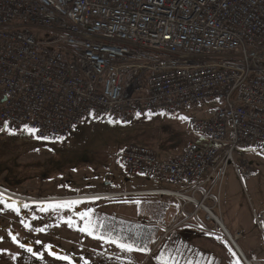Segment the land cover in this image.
<instances>
[{
	"label": "built area",
	"instance_id": "built-area-1",
	"mask_svg": "<svg viewBox=\"0 0 264 264\" xmlns=\"http://www.w3.org/2000/svg\"><path fill=\"white\" fill-rule=\"evenodd\" d=\"M208 103L187 122L199 141L173 156L130 144L117 161L210 219L232 154L264 152V0H0V136L56 144L84 122Z\"/></svg>",
	"mask_w": 264,
	"mask_h": 264
},
{
	"label": "rangeland",
	"instance_id": "rangeland-1",
	"mask_svg": "<svg viewBox=\"0 0 264 264\" xmlns=\"http://www.w3.org/2000/svg\"><path fill=\"white\" fill-rule=\"evenodd\" d=\"M214 107L136 118L128 126L84 122L56 144L27 133L0 137V264H240L210 233L215 223L206 212L158 193L178 192L172 186L127 178L117 161L130 144L161 156L180 153L200 140L187 130L189 118ZM211 195L204 205L225 228L230 218L264 252V230L255 223L264 210V152L236 150Z\"/></svg>",
	"mask_w": 264,
	"mask_h": 264
},
{
	"label": "crops",
	"instance_id": "crops-1",
	"mask_svg": "<svg viewBox=\"0 0 264 264\" xmlns=\"http://www.w3.org/2000/svg\"><path fill=\"white\" fill-rule=\"evenodd\" d=\"M0 137H5V135H2ZM230 221H231L230 218L227 219L228 226H229L228 230L225 228V226L223 225V223L221 221L220 227L217 226L216 224L213 227H211L213 230L208 227L211 230L210 233H213V237L219 238L220 240L227 243V245H229L231 254L235 257V259H237L240 262V264H246V262L249 264H251L253 262H260V263L264 262V252L262 251L260 245H258V244L252 245L249 242V240L252 238V236L247 237V238H243V234L241 235V233L237 230V226L233 225L232 223L230 225ZM215 230L217 231L216 233L214 232ZM224 231L227 233V235L231 239L234 240L237 251H236L235 247L233 246V244L230 242L229 238L226 237V235L224 234ZM241 238L244 240H243L241 246H238L236 241H240Z\"/></svg>",
	"mask_w": 264,
	"mask_h": 264
},
{
	"label": "snow or ice",
	"instance_id": "snow-or-ice-1",
	"mask_svg": "<svg viewBox=\"0 0 264 264\" xmlns=\"http://www.w3.org/2000/svg\"><path fill=\"white\" fill-rule=\"evenodd\" d=\"M30 133H34L36 132L37 130L35 129H27ZM44 139H47V137H44ZM70 203H78V202H70ZM10 208H12L11 205H9ZM12 210H16L15 208H12ZM40 231H43V229H40ZM13 240H15V237H13ZM117 241H112V243H116ZM121 248H124V249H127L128 251H132L133 250V246L132 245H128V244H123L121 243L119 245ZM20 247H24V245H20ZM139 251H147L146 248H141V249H138ZM29 252H32V249L29 248L28 249ZM58 259H64V260H67L68 258L67 257H57Z\"/></svg>",
	"mask_w": 264,
	"mask_h": 264
},
{
	"label": "bare ground",
	"instance_id": "bare-ground-1",
	"mask_svg": "<svg viewBox=\"0 0 264 264\" xmlns=\"http://www.w3.org/2000/svg\"><path fill=\"white\" fill-rule=\"evenodd\" d=\"M188 202L195 204V202L192 200H188ZM209 218L212 219L217 226H221V221H219L218 218H216L213 214L209 215ZM224 234H226V237H228L226 232ZM232 241L234 240L232 239Z\"/></svg>",
	"mask_w": 264,
	"mask_h": 264
},
{
	"label": "water",
	"instance_id": "water-1",
	"mask_svg": "<svg viewBox=\"0 0 264 264\" xmlns=\"http://www.w3.org/2000/svg\"><path fill=\"white\" fill-rule=\"evenodd\" d=\"M224 233H225V231H224ZM228 236V235H227ZM228 238H229V240H230V242L233 244V246L235 247V249H236V246H235V243H234V241H232V239L228 236ZM236 251H237V249H236ZM246 262V261H245ZM247 263V262H246Z\"/></svg>",
	"mask_w": 264,
	"mask_h": 264
}]
</instances>
